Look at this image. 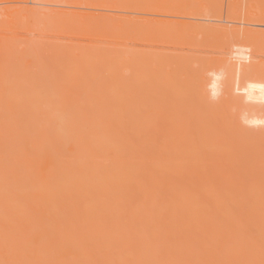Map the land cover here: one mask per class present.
<instances>
[{"label": "bare ground", "instance_id": "obj_1", "mask_svg": "<svg viewBox=\"0 0 264 264\" xmlns=\"http://www.w3.org/2000/svg\"><path fill=\"white\" fill-rule=\"evenodd\" d=\"M128 1L119 5L129 11L139 3ZM19 7L10 14L31 20L44 16L64 25L142 29L135 14L122 20L86 9L52 13ZM186 7L183 15L192 17ZM203 12L195 21L163 20L156 28L207 39L220 33L221 39L235 36L250 41L247 45L264 40L263 20L242 17L246 26L231 30L206 23L219 15L205 11L208 19ZM1 40L0 264H264V113L246 116L264 109V71L244 62V72L241 59L225 55L217 61L203 55L212 62L204 64L201 57L200 66V57L184 61L183 55L153 52V65L144 50L119 56L120 47L109 53L95 45L77 46V57L74 49L69 52L71 59L66 46L61 51L63 43H56L59 54L45 48L62 62L52 75L32 63L34 55L27 67V53L17 60H27L19 70V62L12 64L16 56L8 55L11 40ZM215 97L223 98L221 105L225 99L223 109L218 110ZM251 125L261 130H248Z\"/></svg>", "mask_w": 264, "mask_h": 264}, {"label": "rangeland", "instance_id": "obj_2", "mask_svg": "<svg viewBox=\"0 0 264 264\" xmlns=\"http://www.w3.org/2000/svg\"><path fill=\"white\" fill-rule=\"evenodd\" d=\"M18 1H20V2H18ZM51 1L54 2V0H51ZM51 1L49 0L48 3L40 5V4L33 3L32 0H22V5H21V0H7L5 3L2 2V0H0V13L2 12L0 14V40L2 39L1 37H3V40L5 41L4 44H6V42H8L10 40L13 41V43L10 41V42H8L6 44V47H7L8 51L9 50L11 51V52L8 53V55L11 54L13 56L12 59H15V56H16V58H17L16 61H17V60H21V58H25L26 55H28V56L30 55V57H28V56L26 57V58L29 59L28 60L29 62H26L27 60H25V62H26L25 65H27V67L30 64H32L33 62L34 63L38 62L37 64L40 65L41 69L45 70V72L47 71V73H48V71H51L50 73L52 75H55V72L58 71L59 69H56L54 67V65L55 64L56 65L58 64V66H57V68H58V67H60L59 64H61L62 62L60 63L58 60H56L55 59L56 56H55V58L52 57L50 55V52L48 54V52H47V50L45 48H48L49 47V49H51L50 46H52L54 48V46H55L56 43H60V44L63 43L61 45V49L62 48H65L63 46H66L67 50L65 48L64 51H67L68 53H65V54H67L65 56H68L70 58H71V56H69V52H70V55H71V51L73 49L75 51L74 52L72 51V53H73L72 55L75 56V57H77L76 55H74V53H78L79 52V50L77 51V49H76L77 46H78V49L81 47V49L83 48V50H85V49L88 50L87 49L88 47L93 46L92 47V49H93L94 48V45H95V46H100V47L102 46V47L108 48V52L109 53L110 52L112 53V51H113V49L115 47L116 48L118 47V49L120 47L121 50L119 49V53L121 52V54H119V56H121L123 54L125 56V54L127 53L128 50H130V51L132 50L131 52H133V50H138V51L139 50H141V51L142 50H144V51L145 50H147V51L149 50L151 52V54H149V55L146 54V52H144V51H142V52L140 51V52L142 53V55L144 54V56L149 57L151 59H154V62H151L150 61V63L153 64V65L156 64V60H157L156 59V54L157 53H161V55H162V53H163V55L164 54H170V53L175 54L176 56L177 55H181V56H178V58H181V59H182V55H183L184 56V61L186 59V56H188V57L191 56V58L192 57L193 58L200 57V58H198V60L199 59L200 60L197 63L195 61V63L197 65H200V66H202V65L199 62L201 61V57L203 58V55H207V56L209 55V58L212 57L213 61H217V57H219L218 55H222V56L225 55V56H231V57H235L237 59L238 58L241 59L239 61L240 62L242 61V65L243 64L245 65V63L253 62V64H251V65L254 66V68H256V70L259 69L261 71H264V44H263L264 43V40L263 39H259V40H261L263 42L260 41V43L257 42V44H256V40L258 41V39H254L255 40V43H254V41H251V44L252 45L254 44L252 46V45H249L250 44V41H248V40H242V39H240V38L237 37L236 38L237 41H236L235 38H234L235 36H233V40L226 41V40H229V39H228V36L224 34L225 37H227V38L222 37L224 39H221L220 38L221 37L220 33H219L220 37H219V35L217 37H214V34H213L211 36L212 38H210L209 37L210 35H208L209 38L207 39L206 38V35H205V37H204V35H201V36L198 35L196 37H193V36H187V35H182V34H178V33H171V32L170 33H163V32L160 31L159 28H156V27H159L163 23V22H161L163 20H164V22H170V24H171V21L174 23V21L184 20L185 18H186L185 20H189V21H193L194 20L195 21L197 18H199L198 16L201 15L202 11H204L203 14L204 13L206 14V12H207V14L209 15V13H210L211 17H212L213 14H216V13H217V15H219L218 16L219 17L218 19H217V17H215L216 15L213 16V21H212V19H211L210 16L208 17L207 14L206 15L204 14V17H206V18L208 17V19H211L210 21L207 20L206 23H208V22L211 23L212 22L211 25H214V26L216 24H220L221 26L223 25V26H225V27H227V28H229L231 30H235V28L237 26H239V27H237L236 30L237 29L238 30L241 29V26H242V29H243V27L246 26V24L244 23V21L246 19H248V18H251V20L252 19L253 20L255 19V20H259V21L260 20L261 21L262 20L264 21V19H263L264 18L263 17V15H264V0H246V1L245 0H240V1L239 0H218L216 2L214 0H192L194 3L191 2V0H186V1L185 0H182L181 2H180V0H175V1L174 0L173 1L170 0V2H169V0H166L167 2L165 0H164V2L162 0H158V2L156 0H155V2H154V0H141V1L139 0V3L134 4V7L133 8H129V11L127 10L128 7H125L124 8V4L122 6L119 5V3L121 4V1L122 0H120V2H119V0H113V1L112 0H109V1L108 0H97V1H95V0H93V1L92 0H87L88 1V4H87V1L86 0H82V1L81 0H78V1L75 0L76 2L75 1L72 2L73 0H56L55 2H57V3H54V4H57L56 6L54 4H52ZM84 1L86 3H84ZM89 1H90V3L93 4V8H92V4H90ZM126 1H128V0H126ZM210 1H211V3H210ZM219 1H220V3H219ZM227 1H229V2H227ZM78 2L79 3L82 2L83 5L82 4L80 5ZM113 2H115L114 5L112 4ZM128 2H130V1H128ZM143 2H144V4H143ZM146 2H147V7L144 6ZM149 2H151V5H150ZM153 2L155 3L154 4L155 6L152 5ZM159 2H160V4H159ZM185 2H186V4H185ZM124 3H126V2H124ZM156 3H158V5ZM168 3L169 4H172V5H168ZM195 3H196V6H193V5H195ZM230 3H231V5H229ZM242 3H244V4L242 5ZM97 4H100V5H97ZM101 4H102V7H101ZM164 4H166V5H164ZM177 4L179 6H177ZM19 5L21 7L23 6V8H26V7L27 8L36 7L37 9H39V10H41L43 12L44 11L45 12H49V10L50 11L53 10L52 13L55 10H59V11H61V10L75 11L76 9L78 11L80 10V11H83L84 12V10L86 9L85 11L87 13H90L91 12L92 14H100L101 16L102 15H105V13H106L107 16L109 15L108 17H113V18L114 17L116 18L117 15L120 16V17L122 16V18H121L122 20L125 19V16H130L133 19V18L136 17L135 15H137V17L135 18L137 20H135V21H136L137 25L140 24V26L142 27V29L141 30H138L139 28H137V29H135V31H138V32H135V31L132 32V31H128V30L112 29V28L101 27V26H97V25H74V24H72V25H70V24L69 25H66L65 24L64 25V24H57L55 22H52L49 19H46L44 16L43 17L42 16H38V17H36V19L35 18H32V20L30 18H27L28 19L27 20L25 17L22 18L21 16L14 15V13H11L10 14V12L15 11V9H17V8H20ZM118 5H119V8H118ZM135 5H136V7H135ZM139 5H141V7H139ZM167 5H168V7H167ZM16 6H17V8H16ZM180 6H182V9H181ZM185 6H187L186 7V11H187V9L190 8L188 11L192 13V17H191V14H189V16H190L189 17L188 16V13H187V17H186V15H183V13L185 12ZM198 6L201 7V8H199ZM75 7H77V8H75ZM97 7H99V8H97ZM159 7H160V9H159ZM161 7H162V10H161ZM164 7L166 9H164ZM209 7H211V8L213 7V9L215 8L214 9L215 11L213 10V13H211V8H209ZM217 7H220V8H217ZM2 8H4V10L1 11ZM10 8H11V10H10ZM13 8H14V10H13ZM87 8H89V9H87ZM141 8H143V9H141ZM191 8H192V10H195L196 13H198V15H196V13H194V16H193V11L191 10ZM101 9H102V11H101ZM115 9H117V10H115ZM123 9H124V11H123ZM134 9L138 10L137 12L140 13V15H138V13ZM139 9L142 10V12H140ZM178 9H179V11H178ZM230 9L231 10L234 9L233 11H235V9H236L237 12L231 13V10ZM131 10H134L135 12L130 13ZM147 10H148L149 13L147 12ZM152 10H154V11H152ZM200 10H202V11H200ZM249 10L251 11L252 14L250 13ZM151 11H152V13H151ZM228 11H230V12H228ZM258 11H259V13H258ZM160 12H161L162 15L160 14ZM180 12H182V13H180ZM164 13H167V14H164ZM254 13H255V16L256 17L254 16ZM260 13L261 14L263 13V15L261 17H260ZM12 14L14 16H12ZM176 14H178V15L180 14L179 16L182 15L181 17L183 18V16H184V18L181 19V17L177 16ZM246 14H248L249 17H246ZM133 16H135V17H133ZM220 16H222L221 17L222 18L221 21H220ZM237 16L239 17V19L237 18ZM39 17H41V18H39ZM152 17L153 18L156 17V20H155V18L153 20ZM161 17H162V19H161ZM177 17H179V19ZM214 17L218 21L217 20H214ZM242 17L245 18V20L244 19L241 20ZM42 18H44V19H42ZM103 18L105 19L106 16L103 17ZM149 18H151V19H149ZM176 18H177V20H176ZM21 19H24V20H21ZM37 19H39V20H37ZM159 19H160V21H159ZM168 19H169V21H167ZM148 20H150V21H148ZM48 21H50V22L48 23ZM151 21H152V23H154V25L151 23ZM138 22H140V23L138 24ZM160 22H161V24H160ZM147 23H148V25H147ZM155 23H156V26H155ZM149 25L152 26L151 28H152L153 31L151 30V28H149L150 27ZM228 25H229V27H228ZM216 26H218V25H216ZM247 27L248 28L249 27L251 28V26H247ZM252 28L254 30L255 29H261V27H257L256 28L255 26H253ZM5 37H6V39H9V40L6 41V39H4ZM213 38L214 39L216 38V40H218V41H216L214 44H210L211 43L210 41L211 40L213 41ZM218 38H220V39H218ZM229 38L231 39V37H229ZM238 39L240 41H238ZM3 40H1V41L3 42ZM220 40H222V41H220ZM241 40H242V42H241ZM243 41L244 42L247 41V43H249V44L247 45V43L245 42L244 44H242L243 47H242L241 44H240L241 47L237 46V42L239 44V42L243 43ZM15 43H16V45H15ZM24 44L26 45L25 46L26 47V50H25V47L23 46ZM1 45H2V43H1ZM9 45H11V46H9ZM56 45L58 46V44H56ZM27 46H30V47H27ZM31 48L34 49V50H32ZM55 48H57V47H55ZM55 48L53 49L54 52L56 51V53L59 54V52L57 50H59L60 47L57 50H55ZM116 48H115V50H117ZM22 49L25 50V51H23ZM39 49H41V50H39ZM31 50H32V52H31ZM14 51H15V53H14ZM17 51H18V53H17ZM33 51H35V53H33ZM42 51H45L44 53H47L46 56L43 55V52ZM61 51H63V49ZM124 51H126V52H124ZM22 52H24V53H22ZM153 52L156 53V54L154 55ZM25 53H27V54L25 55ZM18 54H20V55H18ZM63 54H62V56H64ZM11 55H10V57H11ZM32 55H34L33 56V59L34 58L35 59L32 61V63H30L31 62ZM128 55H129V53H128ZM128 55H126V56L128 57ZM131 55H134V54H131ZM142 55L140 57H142ZM214 55H215V58H213ZM17 56H20V58H18ZM157 56L159 57V55H157ZM168 57H169V55H168ZM43 58H45V60ZM119 58H120V61L121 62L122 61H125V60H128L125 57H122V58L119 57ZM178 58H177V60L180 61V59H178ZM205 58H207V57H205ZM205 58H203L204 60L203 59L202 60L203 61L206 60L203 63L204 64H207L206 62H209L207 60H210V59H205ZM218 59H220V58H218ZM227 60L230 63H234L236 61V60H234V62H233L230 59H227ZM16 61L14 60L13 61L14 63H12V64H14V66H17V63L19 62L18 64L20 66H17V68L22 71L26 67L23 64L25 62H22L21 63L20 61H17V62ZM188 61L189 60L187 59V62ZM210 61L212 62V60H210ZM218 61H220V60H218ZM192 62H193V60H192ZM211 62H210V65H211ZM28 63H30V64L28 65ZM131 63H133V62L131 61ZM183 63H185V62H183ZM22 64L25 67H23ZM178 64H179V66H181V63H178ZM189 64H191V63L188 62V66L190 67ZM185 65H187V64H183L181 67L184 68ZM193 65L191 66V69L193 71L197 70V68L194 67L195 65L194 66ZM212 65H213V63H212ZM32 66H34V64ZM47 66L49 67L48 69H47ZM40 67H37L36 68V70H37V72L39 74H41V71H42L40 69ZM122 68H124V66ZM250 68H249V71L252 70V68L251 69ZM238 69H239V67H238ZM129 70H130L129 67H126V69H122V72L124 71L125 74H127L128 72H126V71H129ZM246 70H248V69H245V66H244L243 71L245 72ZM253 71H255V70H253ZM223 77H224V75L222 76V78ZM224 81L225 80H223V82ZM23 83H24V81H23ZM160 88L162 89V87H160V86H159V88L157 87V90L159 89V91H161ZM159 91H157V92H159ZM222 94L223 93H221V95H219V96H222ZM237 94H238V97H239L240 96V93H237L236 92L235 95H237ZM225 95H226V98H227V94L226 93H225ZM225 95L223 94L222 97L224 98ZM215 98H216V100L215 99L214 100L212 99V101H214V103L217 105L218 110L223 109L224 108L223 106L225 105L224 104L225 103V99L223 100V102H222L223 104L221 105V101H222L223 98H220V99L217 98V97H215ZM217 100H219L220 102H218ZM235 107L237 108V106H234L233 107L234 110H237ZM262 110L261 111L253 110L251 112L249 111V113H247L246 116H249V114H252V112L264 113V109H262ZM244 113H246V112H244ZM174 115H177V114H174ZM240 115H243V113H241ZM244 116H245V114H244ZM241 118H242V116H241ZM177 119H178V117H177ZM245 124L246 123H244L243 125L246 127L247 125H245ZM261 126H262V128H264L263 125H261ZM195 128H196V126H195ZM247 128H248V126H247ZM251 128H252V125L250 126V129H248V130H250V131H254V130L255 131L256 130L259 131V130H261L260 127H259V129L257 127H256L257 129H255L254 126H253V129H251ZM194 130L195 129H193V131Z\"/></svg>", "mask_w": 264, "mask_h": 264}]
</instances>
